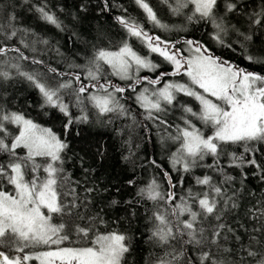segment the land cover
<instances>
[{
  "label": "snow or ice",
  "instance_id": "1",
  "mask_svg": "<svg viewBox=\"0 0 264 264\" xmlns=\"http://www.w3.org/2000/svg\"><path fill=\"white\" fill-rule=\"evenodd\" d=\"M133 2L142 20L100 0L101 13L120 8L125 37L61 68L58 45L16 12L67 31L47 0H0V264H264V42L254 46L264 37V0H160L173 23L150 0ZM88 7L82 0L78 9ZM195 25L208 40L189 30ZM47 52L62 58L56 66ZM21 78L39 97L36 117L9 93ZM48 115L59 129L37 122ZM84 125L108 130L133 168L137 128L149 142L155 130L166 155L148 159L156 173L147 183L127 180L136 190L125 198L97 175L103 140L73 147Z\"/></svg>",
  "mask_w": 264,
  "mask_h": 264
},
{
  "label": "trees",
  "instance_id": "2",
  "mask_svg": "<svg viewBox=\"0 0 264 264\" xmlns=\"http://www.w3.org/2000/svg\"><path fill=\"white\" fill-rule=\"evenodd\" d=\"M37 0H33L36 3ZM82 0H47L49 8L57 14V16L67 25V31H59L54 26L47 24L46 22L40 20L32 11H25L24 9L17 7L16 12L20 22L25 26L31 28L39 36L49 39L53 44L58 45L60 51L64 54L63 62L60 67L63 68L68 60L76 59V62H84V58L90 53L93 44L108 46L110 44L119 43L126 35L124 29L115 20L117 15H122L119 7H113L111 11L101 13L99 11L100 0H84L87 2L89 7L87 12H81L78 6L81 4ZM115 5H123L128 10V15L135 17L139 20L143 19L141 10L135 5L133 0H112ZM152 5L158 10V15L166 22L173 23L178 22L177 17H170L165 6L160 2V0H150ZM249 4L253 7L259 5L261 0H248ZM75 17V19H74ZM235 23V21H233ZM241 27H244L243 22H241ZM147 27H151L148 25ZM197 37H203L208 40V36L205 35L207 29H201L200 25L190 26L189 29ZM75 32L77 35L72 36L71 33ZM157 34L167 35L171 39H176L182 35H187V33H160L156 30ZM31 40L33 37H28ZM134 48H139L138 42L134 38L130 41ZM262 42H264V37H254V46L256 48L261 47ZM14 43V41H13ZM209 43L216 50L217 54L227 53L225 58L231 59L233 53L229 52L227 49L221 48L214 41ZM38 48L43 51V45H37ZM24 50V49H22ZM26 55H30L27 50H24ZM146 51V50H144ZM143 54V52H142ZM46 63L52 64V66L57 65V61L62 58L57 57L54 52H47L44 57ZM153 59L156 57L153 55ZM235 63H239L241 66H247V62L243 61L239 56L235 57ZM25 70H31L35 68V65H30L28 62H23ZM252 70V69H249ZM256 70H259V66H256ZM114 80L117 78H113ZM9 93L11 96L16 97V105L18 107H26L31 105L29 111L32 115L36 117V112L39 109L36 108V102L39 97L36 91L30 87V85L24 81L22 78L15 82L12 87L9 88ZM135 111L139 112L140 109L136 108ZM56 115H59L58 113ZM37 122L41 123L46 127H53L54 130L60 128L59 120L54 119L52 115L38 117ZM162 131V130H161ZM110 133L108 130L96 126V125H84L81 127L80 136L76 137L73 141V147L80 152L82 148H91L96 142L103 140L107 146L108 153L107 158L103 161L102 167L98 170L97 175L101 176V181L103 184H108L111 182L112 185L120 186L122 189V195L125 198H130L131 194L135 192V187L129 186L127 184L128 179H135L138 184L143 185L147 183L151 175L156 173V170L148 164L149 158L163 160L166 155L162 152L160 144L157 139L155 130L152 132L151 141H147L144 138V133L141 129L137 128L133 135V140L141 144L140 150L137 155L141 158L137 160L135 168L129 163L122 159L123 155L127 153L122 149L120 141L109 138ZM83 154V153H81ZM91 159V156L88 157ZM143 163L145 167H140ZM167 167V165L165 164ZM70 171L74 175L78 176L79 171L77 168H70ZM258 185V182L254 181ZM141 250L138 251L134 257L136 261H140L142 256H146V253ZM142 264V261H141Z\"/></svg>",
  "mask_w": 264,
  "mask_h": 264
}]
</instances>
